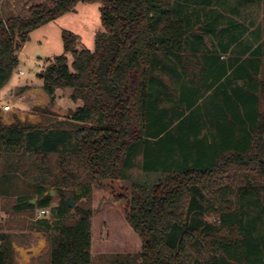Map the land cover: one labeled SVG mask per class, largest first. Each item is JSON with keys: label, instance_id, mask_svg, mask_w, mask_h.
Wrapping results in <instances>:
<instances>
[{"label": "trees", "instance_id": "1", "mask_svg": "<svg viewBox=\"0 0 264 264\" xmlns=\"http://www.w3.org/2000/svg\"><path fill=\"white\" fill-rule=\"evenodd\" d=\"M40 1L24 16L0 20V89L30 32L79 2L100 3L102 25L92 51L76 50L77 37L63 31L71 67L61 55L48 60L40 75L50 104L57 89L68 88L70 99L81 106L54 125L0 122V162L3 152L18 162L35 157L28 184L35 205L31 194L18 193L13 212L48 209L50 189L60 200L51 210L52 223H32L47 236L48 263L92 264L93 211L78 202L103 181L127 180L126 171L142 151L143 170L158 168L165 176L154 184H132L126 220L141 249L109 264H264L262 44L242 45L247 30L231 21L222 26L221 14L208 8L213 0ZM201 7L209 10L206 22L200 20ZM211 38L215 44L208 52ZM176 93L178 102L171 97ZM205 96L202 114L197 104ZM167 112L173 117L166 118ZM185 112L194 127L181 133L183 138H172L178 151L175 147L155 163L143 136L153 128L158 138L181 127ZM15 169L0 168V196L16 189ZM234 176L238 183L225 181ZM67 200L77 205L70 208ZM71 212L75 218L68 223ZM12 242L10 234L0 233V264H16Z\"/></svg>", "mask_w": 264, "mask_h": 264}, {"label": "rangeland", "instance_id": "2", "mask_svg": "<svg viewBox=\"0 0 264 264\" xmlns=\"http://www.w3.org/2000/svg\"><path fill=\"white\" fill-rule=\"evenodd\" d=\"M41 3L42 1L40 0H0V20L13 15L24 16L30 7ZM100 6L98 2H79L73 11L64 13L57 19L29 33L28 40L23 48L15 53L17 65L0 91V122L3 125H10L16 121L32 125H54L63 122L70 111L82 105L81 101L74 102L70 99L71 90L68 88L57 89L55 100L50 104L48 96L42 89L40 75L48 60H53L55 57L61 55L66 56L67 64L71 67L72 55L70 53L64 54L63 52L61 40V33L63 31H69L77 37L76 50L92 51L94 49V36L97 32L102 31ZM192 7L193 10L199 9L198 5H193ZM201 8V21L206 22L208 16H205V12L212 10L214 12L212 13L213 15L216 13L221 14L222 19L220 23L222 26H227V23L230 21L237 26H244L247 32L242 39V45L251 43L254 47H257L259 44H262L260 76L264 79V0H223L221 2L217 0V3L213 0L212 6L208 7L209 10L208 8ZM253 32H255L254 35ZM206 41L204 49L209 52L212 49L211 45H214L215 41L212 38L210 41ZM241 49L243 48H240V51ZM235 56L234 54L226 55L224 59L229 60V58H234ZM26 90H29V92H25ZM171 97L174 102H178L180 95L176 93ZM207 104V96L199 100L197 107L202 108V114L204 113V109L208 107ZM4 106L8 109L4 110ZM165 107L169 110L172 109L171 111L175 110L174 107L170 108L168 104H165ZM179 107H181V110L185 109V105H180ZM167 113L168 116L166 118L173 117L172 112ZM185 115L186 118L183 125L169 130V134L165 132L156 138L153 135L158 128H153L148 130L151 132L150 136H143L148 141L146 144L148 145L147 150L156 155L153 159L155 163L160 162L161 158H166L175 147L176 151H178V146L175 145L172 138H183L181 133L184 134L194 127H191L192 116L190 113L185 112ZM207 127L210 128V126ZM205 132H207V128L203 130L202 135ZM190 139L193 141V137H190ZM141 153L143 152L141 151ZM141 153L134 159L132 168L126 171L127 180L103 181L99 186L92 187L90 196L78 202L80 205L89 207L93 211L91 225L92 264H109L118 255L135 254L141 249L139 237L134 233L126 220V213L128 212L127 202L130 198L131 186L134 182L154 184L165 176L163 171L158 168L150 172L144 171ZM176 155V160H179V153L177 152ZM34 159V156L26 155L18 162L14 156H8L3 152L0 168L2 166L9 168L14 165L16 169L13 171H15L17 179L14 180L16 189L14 188L13 192L7 196H0V226L4 218L3 213L10 217L8 218L9 220H15L21 229H23V240H15L13 236L12 240L25 243L39 240L41 255L35 264H49V251L46 250L47 247H43V242L45 240L48 242L47 236L43 233L34 235L32 223L38 219H47L51 223L55 220V217L51 214V210L56 208L60 202L55 191L52 189L47 191L51 198V204L48 208L49 212L45 216L40 217V209L37 208L32 212L22 214H15L12 209L18 193L31 194L28 184L31 183V179L35 174L33 167ZM53 161L54 159L51 160V162ZM240 174L238 173L237 175L240 176ZM228 176H230L229 173L225 175V177ZM236 176L225 181L238 183ZM76 193L80 194V191L77 190ZM28 198H32L31 202H34L32 205H35L36 197L31 194ZM76 205L75 203L72 208ZM72 212L70 213L72 215L68 218V223H71L75 218ZM205 219L212 220L208 217H205Z\"/></svg>", "mask_w": 264, "mask_h": 264}, {"label": "crops", "instance_id": "3", "mask_svg": "<svg viewBox=\"0 0 264 264\" xmlns=\"http://www.w3.org/2000/svg\"><path fill=\"white\" fill-rule=\"evenodd\" d=\"M1 90H2V88L0 89V91ZM25 92H29V90H26ZM5 109L7 110L8 108L4 106V110ZM31 204H32V202H31ZM3 216H4V218H3L2 224L0 226V227H2L0 230L1 231L0 233L10 234L11 236H13V238L15 240H17V239L23 240V237H22V234L24 233L23 229H21V227L17 224V222L15 220H13V221L9 220L8 219V218H10L9 216L5 215L4 213H3ZM40 233L41 232H38L36 230H34V232H33L34 235H39ZM12 246H13L14 252L16 254V257H15L16 264H35L38 257L41 255L39 240L38 241L32 240V241H29L27 243L22 242V241H13ZM43 247H47L46 250L49 251V244H48L47 240H45L43 242ZM38 264H40V263H38Z\"/></svg>", "mask_w": 264, "mask_h": 264}, {"label": "built area", "instance_id": "4", "mask_svg": "<svg viewBox=\"0 0 264 264\" xmlns=\"http://www.w3.org/2000/svg\"><path fill=\"white\" fill-rule=\"evenodd\" d=\"M48 209H40L39 210V216L41 217V216H45V215H47L48 214Z\"/></svg>", "mask_w": 264, "mask_h": 264}, {"label": "water", "instance_id": "5", "mask_svg": "<svg viewBox=\"0 0 264 264\" xmlns=\"http://www.w3.org/2000/svg\"><path fill=\"white\" fill-rule=\"evenodd\" d=\"M32 203H34V202H32ZM67 204H68V206L70 207V208H72L73 206H74V202H71V201H69V200H67Z\"/></svg>", "mask_w": 264, "mask_h": 264}]
</instances>
